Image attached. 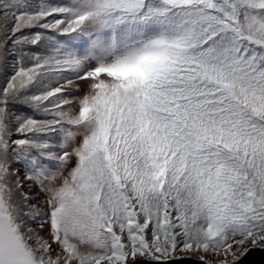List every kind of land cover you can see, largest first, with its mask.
Segmentation results:
<instances>
[{
    "label": "snow or ice",
    "instance_id": "1",
    "mask_svg": "<svg viewBox=\"0 0 264 264\" xmlns=\"http://www.w3.org/2000/svg\"><path fill=\"white\" fill-rule=\"evenodd\" d=\"M0 264H264V0H0Z\"/></svg>",
    "mask_w": 264,
    "mask_h": 264
},
{
    "label": "water",
    "instance_id": "2",
    "mask_svg": "<svg viewBox=\"0 0 264 264\" xmlns=\"http://www.w3.org/2000/svg\"><path fill=\"white\" fill-rule=\"evenodd\" d=\"M256 259H259V257H256Z\"/></svg>",
    "mask_w": 264,
    "mask_h": 264
}]
</instances>
